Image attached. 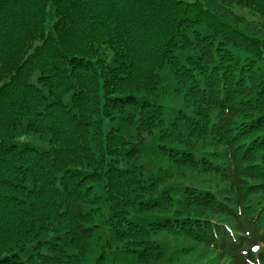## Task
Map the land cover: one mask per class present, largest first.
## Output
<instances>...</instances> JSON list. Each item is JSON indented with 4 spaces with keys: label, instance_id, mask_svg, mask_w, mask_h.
Here are the masks:
<instances>
[{
    "label": "trees",
    "instance_id": "trees-1",
    "mask_svg": "<svg viewBox=\"0 0 264 264\" xmlns=\"http://www.w3.org/2000/svg\"><path fill=\"white\" fill-rule=\"evenodd\" d=\"M0 264H264V0H0Z\"/></svg>",
    "mask_w": 264,
    "mask_h": 264
},
{
    "label": "rangeland",
    "instance_id": "rangeland-1",
    "mask_svg": "<svg viewBox=\"0 0 264 264\" xmlns=\"http://www.w3.org/2000/svg\"><path fill=\"white\" fill-rule=\"evenodd\" d=\"M241 12H243L245 16H248L249 17L248 11H241Z\"/></svg>",
    "mask_w": 264,
    "mask_h": 264
}]
</instances>
